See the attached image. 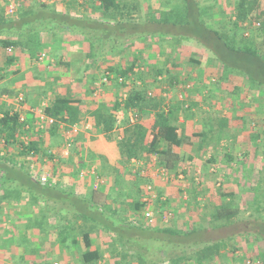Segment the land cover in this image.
<instances>
[{"label": "crops", "instance_id": "1", "mask_svg": "<svg viewBox=\"0 0 264 264\" xmlns=\"http://www.w3.org/2000/svg\"><path fill=\"white\" fill-rule=\"evenodd\" d=\"M194 3L202 15L191 13L185 18L187 9L183 0H114V5L109 7H104L99 0H0V19L7 23L0 29L1 36L16 44L11 49L0 47V118L4 113L10 116L23 114L25 124L22 127L29 131L27 136L41 134L39 148L44 150L43 154L39 151L23 156L17 143L9 146L0 138V159L5 160L7 167L18 171V175L25 170L33 181L42 182L40 176H45L47 185L56 190L53 197L57 200L48 199L50 207L44 209L43 201L38 200L33 192L22 189L28 184H20L26 182L21 176L7 180L3 187L0 185V264H80L78 251L81 243L58 242L56 227L64 226L66 219L69 222L75 220L76 226L83 225L79 215L85 213V208L76 212L67 205L70 197L63 195L89 199L102 182L100 179L97 182L98 178L96 180L91 175L81 178L77 176V170L95 168L99 177L102 164L117 166L120 159L117 140L107 141L103 133L96 131L90 115L100 103L111 104L113 91L102 87L91 92L107 70L123 69L132 64L135 71L161 70L165 76L157 78L163 80L164 85L171 78L180 83L172 90L164 86L153 89L167 105L176 101L184 104L178 123L183 127L186 142L174 149L182 158L177 173L169 175L172 177L164 182L151 171L150 181L157 187L156 194L148 196V187L143 190L147 194L143 201L150 200V197L155 199L147 203L155 220L148 227L160 233L158 241L148 240L146 247L137 251L140 240L131 237L114 245L111 243L113 247L110 249V242H105L96 231L101 232V227L91 223L94 232L90 233L89 239L92 247H98L102 253L96 264H184L194 251L208 243L218 249L204 264H249L252 259L255 262L264 260V238L257 234L255 226L252 229L248 224L244 225V233L230 232L234 224L242 223L238 217L242 208L247 209L248 199L252 202L249 208L256 209L255 195L242 188V182H230L231 178L224 177L223 172L220 188L213 185L211 188L214 178L210 165L222 164L228 152L240 149L248 132L239 120H244L243 117L255 109L250 108L249 113L242 107L237 110L239 102L247 96L244 79L231 76L227 77L228 81L222 80L223 66L213 57L210 38L203 40L205 44L199 43L185 27L189 22L197 31L201 22L208 30L223 29V24L232 15L234 0H194ZM9 5L14 7L11 16L6 15ZM260 45L264 46V42ZM256 47L264 56V48ZM7 57L11 58L10 64L6 63ZM76 63L81 69L77 75L74 74ZM57 95L78 99L84 108L82 119L76 123L79 131L72 138L73 149L67 153L62 148L65 138L63 124L59 123L51 136L50 126L35 123L38 110ZM253 97L252 102L257 103L262 96L255 94ZM116 118L123 119L116 124L121 130L129 115L118 111ZM221 119H226L229 129L233 124L235 131L222 130ZM230 135L232 139L226 144V136ZM20 137L24 142L25 137ZM89 154L95 157L88 160ZM141 156L138 160L146 162L145 167L155 166L153 157ZM131 161L128 165L135 170ZM190 173L200 177L202 187H199L210 188V193L205 191L202 196L200 191L189 192L184 201V193L171 181L184 183L186 177L193 178L188 175ZM217 190L236 197L237 214L228 220H215L216 211L224 202ZM158 195L166 201L163 209L156 202ZM205 201H209L210 218L208 214L205 216V209L202 211ZM115 208L113 205L112 209ZM56 210L60 213L53 212ZM134 213L129 211L126 219H137L139 215ZM59 214L64 215L63 221ZM245 215L247 219L248 213ZM163 216L167 219L163 220ZM164 230L198 232L190 238L191 247L184 253L179 242L167 239ZM205 233L210 238L205 237ZM107 248L110 254L106 252ZM188 263L196 264L195 258L192 256Z\"/></svg>", "mask_w": 264, "mask_h": 264}, {"label": "trees", "instance_id": "2", "mask_svg": "<svg viewBox=\"0 0 264 264\" xmlns=\"http://www.w3.org/2000/svg\"><path fill=\"white\" fill-rule=\"evenodd\" d=\"M99 1L104 7L114 5V0ZM183 5L187 9L185 18H189L191 13H195L197 16L202 15L200 9H195L194 0H183ZM175 10L171 11L175 13ZM232 11L231 17L229 16V19L223 24V29L208 30L201 22L197 31L193 30L189 22H186L185 27L190 30V33L196 37L199 43L205 44L206 41L203 40L207 37L210 38V50L213 53V57L223 66L222 80L228 81L227 77L239 76L244 79V84L248 87L246 88V98L255 94L264 97V56L258 51L254 42L255 36L251 33L253 32L252 29H254L253 25L256 22L259 26L258 35L264 37V0H234ZM5 23L4 20L0 19V29ZM244 23L249 26L247 29L250 36L248 37L244 36L247 33L243 25ZM15 46L16 44L7 40L6 36H1L0 30V47L11 49ZM6 63L10 64L11 58L7 57ZM133 67L134 65L132 64L123 69L107 70L104 76H102V78L107 76V83H101L102 78H100L98 86L93 87L94 90L91 92L95 93L94 91L97 88L102 87H109L113 91L111 104L100 103L90 112V115L93 118L96 131L103 133L106 139L117 140L120 155L117 166L111 167L105 163L102 164L100 168L101 175L97 177L102 183L94 189L89 199L84 200L76 197L71 198L70 195H63V197H70L67 205L76 212L79 208L80 210L83 207L85 208V213L83 212L79 215V218L83 220V225L76 226L74 225L75 220L69 222L66 219L65 227H56L58 230V242L75 245L81 243L78 251V261L80 264H96L102 257L101 250L98 247H92L89 239L90 233L94 232L89 225L91 223L98 224L101 227V232H98L99 230L96 231L98 235L104 237L103 239L110 240L109 244L112 243L114 245L115 242H122L125 239L135 237L140 240L136 247L137 251H139L146 247L148 240L158 241L160 234L158 231H154L147 226H133L131 224L135 219H126L129 211H133L135 215L138 214L139 217H142L144 211L150 210L147 206L148 201H143L147 194L145 195L142 189L143 183L150 179L139 175V171L132 169V167L130 168L128 164L131 159H139L141 155L146 154L148 158L153 157L155 159L156 167L164 169L168 175H175L179 163L182 162V158L179 157V154L174 149L186 142L183 127L178 123V116L182 115L184 104L176 101L167 105L163 102L162 97L158 93H155L153 89L154 87L160 89L161 86H164L172 90L174 86L176 87L180 83H177V81L173 82V78H171L168 79V84L164 85V81L157 78L162 75L163 72L161 70H155L153 76L146 80L149 82H145L143 78L145 73L142 70L135 71ZM118 78L124 79L126 83L121 84L117 82ZM247 81L253 85H249V83L246 85ZM160 95H162L161 92ZM83 109L82 103L78 99L57 95L40 110L54 120L49 129V133L52 136L53 131H55L59 123L65 124L67 128L80 121L84 114H81ZM118 111L123 112L125 115L131 112L135 116L133 123L127 122L121 130H118L116 127L115 115ZM35 123L39 125L38 120ZM24 124L25 122L19 123L18 114L10 116L8 113H4L2 118H0V138L9 146H14V143H17L21 148L20 154L23 156H27L31 152L38 154L41 151V148H39L41 141L39 140H41L42 136L41 134H35L34 136H29V138L27 136L29 131H25L22 127ZM20 136L25 137L27 142L25 143L20 140ZM258 148L259 150L256 148V151H258L257 156L260 154L264 159V144H260ZM43 153L44 150L41 151V154ZM94 157L89 154L87 159L91 160ZM226 159L233 161L235 158H232L228 154ZM81 170H77V176H79ZM245 170L247 174L254 173L251 169L246 168ZM18 174V171L6 166L4 159H0V185L2 187L3 184H6L7 180L16 179L21 176L23 179H26V182L22 181L21 183L19 181L20 184H28V186L22 189L24 191H31V193L33 192L38 200L43 201L44 209H48V199L57 201L53 197L56 195L54 194L56 190L54 187H50V184L47 185L46 182L33 181L27 176L25 170L20 172L21 175ZM109 183L112 184L110 185ZM251 191L252 188L250 189ZM58 193L62 195L60 191ZM216 193L224 199V202L222 207L217 209L215 220L218 218L228 220L234 217L237 214L238 208L234 194H224L220 190H217ZM159 197L161 198L158 195L156 202L160 205L158 207L161 209L162 206L163 209L166 201H162ZM260 204L255 209L256 213H259V220L262 216L261 214H264V200ZM113 205H116L115 209H112ZM53 212H56V214L60 213L59 210ZM205 212V216L207 214L209 216L210 209H207V206L205 207ZM59 217L62 221L64 220L63 214H59ZM258 228L257 232L259 231ZM197 232L193 230L189 231V233H174L170 230H164L163 233L166 234L168 240L179 242L185 253L191 247L190 238H193ZM217 249L215 246H210V243L202 245L192 254L193 258H195V263L204 264L205 261L210 259L214 250ZM107 250L106 252L110 254L109 248ZM120 254L126 256L124 252ZM184 256L188 255L184 254ZM192 256L190 255L186 259L187 263L184 262V264H189L188 262L192 260ZM261 264H264V260Z\"/></svg>", "mask_w": 264, "mask_h": 264}, {"label": "rangeland", "instance_id": "3", "mask_svg": "<svg viewBox=\"0 0 264 264\" xmlns=\"http://www.w3.org/2000/svg\"><path fill=\"white\" fill-rule=\"evenodd\" d=\"M243 25H244V27L246 29V32H247V33L246 32L245 33L247 34V36H250L249 35L250 33H248V29H247L249 26L247 24H245V23ZM253 26H254L253 27L254 29H252L253 32H251V33H253V35L255 36V41L254 42H255L256 46H259V49L261 50V49L264 48L263 45H260L262 42H264L263 41L264 37L263 36L260 37L258 35L259 26H258V24L256 22L254 23ZM258 39L260 41H258ZM74 69H75L74 70L75 71L74 74L77 75L79 73V71L81 70V69L78 68V63L75 64V68ZM143 72L145 73L143 75V78L146 81V80L150 79L153 76L155 70H152V69H147L146 70V69H144ZM162 76H165V75H162ZM248 83H249V85H253V84H251V82H248V81L246 82V85ZM246 88H248V87L246 86ZM237 93H238L237 95H239L240 91H238ZM231 96H232V93H231L230 97ZM253 98H254L253 96L252 97H248L246 99L243 98L241 100V103L239 102V105L237 107V110H240L241 107H242L243 110H247V113H249L250 108L251 109H255V111H252L251 114L249 113L246 116H244L243 117V118H245L244 120H239V121H241L242 126L244 125L243 126L244 130H246V132H248V133H246L245 134V138H243L244 142L243 143L240 142L241 144H243V145L240 146V149H238L235 152L234 151H231V153L228 152V154L232 158H235V159L233 161H228L226 159V157H225L226 160L223 161L222 164H221V162H217V163L211 164L210 168H211V174L213 175V178H214V179H212L213 181L211 182L212 183L211 184V188L212 189L214 188L213 186L218 187L219 186L218 184H221V179H222L221 174L223 172L225 174V175H223L224 177L225 176H229L231 178L230 180L228 179L230 182L232 181V182L237 183V184H240L242 182L240 185H241L242 188L245 187L246 191H248V190H250L252 188V194L256 195V200H257V202L255 203V206H256V208H258V206L261 205L260 203L262 202V200H264V195L262 196V194L264 192V182H263L264 179L262 180V178L264 177V159H263V156H261L260 154L257 156V152L258 151H256L257 149L259 150L258 147H259L260 144H264V97L262 96L260 101H257V103L256 102L255 103L252 102ZM230 105H232V104H230ZM233 106H235V105L233 104ZM245 108H247V109H245ZM243 115H244V113H243ZM115 119H116V122H118V123H119L120 120H121V122L123 121V119H117L116 115H115ZM212 120L213 119L210 120V124H212L211 123ZM126 121H128V120H126ZM233 121H234V119H232V122ZM220 122H222V124H221L222 125L221 126L222 130L229 129L226 119L225 120L221 119ZM126 124H127V122H126ZM124 125H125V123H124ZM232 128H233V124L230 126V129H232ZM230 129L228 131H231ZM239 129H241V127ZM65 130H66V127H65ZM233 131H235V130L232 129L231 132H233ZM226 137H228V138H226L225 142H226V144H229L228 141L230 139H232V137H231V135L230 136H226ZM107 141H111V139H108ZM232 146H233V142H232ZM246 168L253 170L254 173L247 174V172L245 170ZM135 170L140 171L139 175H141V176L143 175V176H146L148 179H151L150 178L151 177L150 176V172L152 171V168H150L149 166L146 167V172L144 174L141 173V171H143V170H140V168H137ZM190 170H193V169H190ZM213 172L215 173V175H214ZM258 172H260V173H258ZM151 173H153V172H151ZM188 175L192 176L193 178L186 177V181H184V183H179V182H177L174 179H172V181H171V182H174L178 186L177 188L181 189L182 193H184V194H182V198H184V201L188 199V193L189 192H194V194H195L198 191H200L199 194L202 195V196L205 195L204 194L205 191L207 193H210V191H209L210 188H208V190H206L204 188L203 189L200 188V187H202V185L200 184L201 181L199 180L200 177L198 175L197 176L199 178H197L194 175H192V173H190ZM214 180H215V182H214ZM228 180H226V181H228ZM143 184H144V186H142L143 190L145 189V187L149 188V189L147 188V194H149L148 196H150V194H156L155 190L157 189V187L152 181L147 180ZM226 184H228V183H226ZM199 185H201V186L199 187ZM219 188H220V186H219ZM224 194H227V193H224ZM249 196L251 197V193H249ZM146 200H147V198H146ZM151 200L154 202L155 201L154 197H152V198L150 197V200H148V201H151ZM161 200H163V199H161ZM205 202L206 203L203 204V206H202L203 207L202 211H203V209H205L204 206H207V202H209V201H205ZM248 202L249 203L246 204L247 205V207H246L247 209L242 208L241 209L242 211L240 212V215L238 217V219H242L241 220L242 223L241 224L240 223L234 224L232 226V229H230V232L232 234H234V233H236L238 231L244 233V231H245V230H243V229H245L244 225L248 224L247 226L252 227V229H253L254 226L256 227V229L259 227L258 228L259 231L257 233L260 234L261 237L264 238V214H261L262 216L260 215L261 217H260V220H259L258 219L259 213H256V211L254 209H250L249 208V207H251V204H252L250 199H248ZM247 210H249V211H247ZM192 212H194V211H192ZM245 212L248 213L247 219L245 218L246 217ZM244 219H246V221ZM236 226H238V227H236ZM205 237L210 238V237H208V233H205ZM105 241L110 242V240H107V239H105ZM109 247L112 248V245L110 244ZM255 261L256 260L252 259L251 263L249 262V264H261V262H262V261L260 262L259 260H258V262H255Z\"/></svg>", "mask_w": 264, "mask_h": 264}, {"label": "built area", "instance_id": "4", "mask_svg": "<svg viewBox=\"0 0 264 264\" xmlns=\"http://www.w3.org/2000/svg\"><path fill=\"white\" fill-rule=\"evenodd\" d=\"M13 13H14V7H13V5H9L7 7V10H6V15L11 16V15H13ZM107 81H108V78L106 76V77L102 78L101 83H107ZM117 82H119L121 84L126 83L125 80L122 78H118ZM179 97L181 98V95ZM18 100H21V97L18 98ZM119 113L123 114V112H120V111H119ZM128 115H129L128 122L133 123L135 116L131 112H129ZM37 118H38L39 125H43V126L47 127V126H50L51 124L54 123V120L52 118L46 116L42 110H38ZM18 121H19V123L25 122V118H24L23 114L18 115ZM61 124H63V123H61ZM63 125L66 127L65 124H63ZM24 127L27 128V126H24ZM78 131H79V128L76 124L68 126L66 128L65 133H64V135H65L64 143L62 145L64 153L69 152L70 149L72 148V146H73L72 138L75 135H77ZM24 142L25 143L27 142L26 138H24ZM145 163L146 162H142L141 160H138V159L137 160L132 159V161H131V164H133L134 168H136V169L140 168V170H143V171H141L142 174H144L146 172V169H145L146 167L144 165ZM148 166L150 168H152L153 175H155L156 177L160 178L163 181H167L172 177V176H169L164 169H161V168H158V167H155L152 165H147V167ZM143 167H145V168H143ZM139 173H140V171H139ZM86 175L94 176L97 180L95 168H89V170H81L79 173V176L81 178L85 177ZM40 180L42 182H45V176H40ZM97 182H99V179L97 180ZM162 219L166 220L167 216H163ZM154 221L155 220H154L153 213L150 210H146L143 212L142 217H139L138 219L133 220L132 224L141 225L143 227H146V226L148 227V226H152L154 224ZM54 264H57V263H54Z\"/></svg>", "mask_w": 264, "mask_h": 264}]
</instances>
